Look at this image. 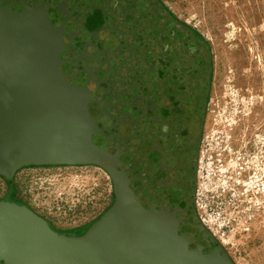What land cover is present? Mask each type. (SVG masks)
Here are the masks:
<instances>
[{
	"label": "water",
	"instance_id": "water-1",
	"mask_svg": "<svg viewBox=\"0 0 264 264\" xmlns=\"http://www.w3.org/2000/svg\"><path fill=\"white\" fill-rule=\"evenodd\" d=\"M212 50L161 0H0V170L95 164L81 235L0 200L4 264H237L197 210Z\"/></svg>",
	"mask_w": 264,
	"mask_h": 264
},
{
	"label": "rangeland",
	"instance_id": "rangeland-1",
	"mask_svg": "<svg viewBox=\"0 0 264 264\" xmlns=\"http://www.w3.org/2000/svg\"><path fill=\"white\" fill-rule=\"evenodd\" d=\"M161 1L212 50L198 214L237 264H264V0ZM3 199L70 231L93 220L115 194L104 168L53 163L0 174ZM62 203L78 205L81 219H53L48 212Z\"/></svg>",
	"mask_w": 264,
	"mask_h": 264
},
{
	"label": "built area",
	"instance_id": "built-area-1",
	"mask_svg": "<svg viewBox=\"0 0 264 264\" xmlns=\"http://www.w3.org/2000/svg\"><path fill=\"white\" fill-rule=\"evenodd\" d=\"M112 203V202H111ZM109 205H106L105 207H102V209H100V211L98 212L97 215H95L93 217V219H98L107 209H108ZM78 205H74L72 207L66 206L64 203L59 204L57 206V210L55 211H47L50 214H52V218L53 219H81L78 215H76L77 211H78ZM71 213L75 216L71 217ZM83 215V213H82Z\"/></svg>",
	"mask_w": 264,
	"mask_h": 264
},
{
	"label": "flooded vegetation",
	"instance_id": "flooded-vegetation-1",
	"mask_svg": "<svg viewBox=\"0 0 264 264\" xmlns=\"http://www.w3.org/2000/svg\"><path fill=\"white\" fill-rule=\"evenodd\" d=\"M42 164H36V163H29V164H23L21 166H19L16 171L10 172L7 175H5L1 170H0V174L4 175V176H10V175H16L18 173L23 172L24 170H28V169H33V168H37L40 167ZM18 204H23L22 202H16ZM28 206V205H27ZM29 207V206H28ZM31 208V207H30ZM32 209V208H31ZM33 210V209H32ZM45 218V217H44ZM51 225L56 228V226L54 225V223L52 221H50L49 219H47ZM96 219L93 220H89L87 222H85L82 225L76 226L74 229L70 230V231H63L66 233H70V234H74V235H81L83 233H85L87 231V229L89 228L90 224H92Z\"/></svg>",
	"mask_w": 264,
	"mask_h": 264
},
{
	"label": "trees",
	"instance_id": "trees-1",
	"mask_svg": "<svg viewBox=\"0 0 264 264\" xmlns=\"http://www.w3.org/2000/svg\"><path fill=\"white\" fill-rule=\"evenodd\" d=\"M168 10H169V9H168ZM170 12H171V11H170ZM171 14H172L174 17H176V15H174L172 12H171ZM194 31H195V30H194ZM195 34H196L197 37H199V38L205 40V39L203 38V36H202L198 31H195ZM112 203H113V202H112ZM0 262H1V264H4L3 261L0 260Z\"/></svg>",
	"mask_w": 264,
	"mask_h": 264
}]
</instances>
